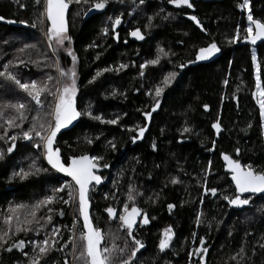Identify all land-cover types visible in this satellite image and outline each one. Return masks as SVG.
<instances>
[{
  "label": "trees",
  "instance_id": "obj_1",
  "mask_svg": "<svg viewBox=\"0 0 264 264\" xmlns=\"http://www.w3.org/2000/svg\"><path fill=\"white\" fill-rule=\"evenodd\" d=\"M71 1L66 33L70 42L57 46L43 33V0H0L4 21L28 26L15 28L0 21V72L13 74L21 83L36 81L38 88L47 86L56 95L57 66L75 71V103L81 115L75 127L59 136L55 149L65 164L72 157L88 155L102 157L96 162L99 169L109 167L102 172L103 186L90 194L93 225L103 236L101 247L113 250L110 256L115 264L123 260L129 264H201V257L203 264H264V195L254 197L257 201H252L250 209L238 212L230 210L224 199L234 198L236 191L224 171L222 154L264 172V118L258 103L264 100L260 95L264 91V44L240 46L248 36L247 14L238 6L244 0L194 2L191 9L155 0L144 7L140 19L138 15L131 19V7L124 8L129 0H107L111 4L104 15L90 12L84 17L97 0ZM249 8L254 20L264 22V0H249ZM111 14L120 18L119 24L129 21L125 32L120 30V41L114 37L113 24L110 34L104 35ZM148 16H154L155 22L148 23ZM193 16L196 21L190 19ZM45 26H49L47 18ZM128 30H139L146 41L125 45ZM211 43L222 51L216 62L179 70ZM67 49L75 55V63ZM153 60L157 63H149ZM170 73L175 76L165 85ZM157 87L163 89L158 97ZM40 101L37 104L12 80L0 76V264H31L35 257H39L38 264H72L74 219L79 234L84 232L78 208L76 214L72 211L74 201L76 206L78 202L77 190L74 193L70 180L50 169L35 148L41 144L35 132L48 134L55 108L47 92ZM20 103L25 105L22 113L11 107ZM153 109L150 132L132 148L135 132L146 126L145 113ZM110 120L116 123H107ZM24 132H29L30 143L23 138ZM173 179L177 182L172 183ZM130 187L134 201L127 199ZM212 188L217 190L215 195L206 191ZM48 196L54 199L46 207L41 202ZM125 204L129 208L134 204L150 221L139 235L133 231L135 238L147 243V249L131 259L135 245L119 220ZM169 204L174 207L169 209ZM109 207L117 216L109 218ZM169 227L176 241L173 250L162 256L160 235ZM55 229L59 232L53 237ZM43 236L49 237L52 247L41 256L34 241L41 242L36 237ZM18 241L24 242L22 248L13 247ZM197 248L207 251L196 252ZM82 251L81 239L73 264H85Z\"/></svg>",
  "mask_w": 264,
  "mask_h": 264
},
{
  "label": "snow or ice",
  "instance_id": "obj_2",
  "mask_svg": "<svg viewBox=\"0 0 264 264\" xmlns=\"http://www.w3.org/2000/svg\"><path fill=\"white\" fill-rule=\"evenodd\" d=\"M39 2V0H37ZM71 0H44V12L42 15H46L47 21L49 22V26L47 28V38L49 41H55L57 46L63 45L65 40H69L70 37L66 35V24H65V11L68 8V4ZM76 3H79L80 0H75ZM143 2V0H141ZM170 4H175L177 6L186 5L188 8L192 7V4L189 0H168ZM107 3V0H97V2L93 3V7L95 9H103ZM249 0H244L242 5H238L242 8H248ZM3 17H0V20H3ZM193 21H196V17H190ZM248 20L251 24L255 25V35L252 34V28L249 27L246 31L249 33L245 39L249 40L251 43H255L261 37H264V22L260 20H254L252 15H248ZM120 23V18L117 17L116 20L113 22V28ZM198 23V21H197ZM35 25H33L34 27ZM107 31L106 29L104 30ZM137 39H143V36L140 34L139 30H135L131 33ZM51 46V45H50ZM25 47H29L25 45ZM23 51V49H21ZM219 49L215 43L209 44L207 47L200 48L196 54V61L206 60L210 58L214 53L218 52ZM68 55L72 57L73 63L76 61L75 55L72 53L71 49H67ZM253 62L255 63L256 57L253 55L252 57ZM149 63L155 64L157 63L156 60L150 61ZM192 63V61H189ZM121 67H126V65H121ZM141 68L144 67L142 64ZM180 67H184V65H180ZM7 68V65H5ZM57 71H59L61 76H69L71 78L70 83L64 84L62 87L57 88V97L55 108L53 111V118L55 121L54 126H50L48 129V134L46 136H42L40 131H36L35 135L43 141V146L46 150L45 159L47 160L48 164L51 165L53 169H56L59 172L65 173L67 176L71 177L72 181L75 182V185L78 188V211L80 217L83 218V227L84 232L82 233L81 239L83 240V251L81 252V257L84 258L85 264H115V262L111 259L110 253L113 251L108 247L101 248V240L103 238L102 232L98 228H94L91 224L88 208H89V199H88V191H89V184L92 181H95L96 184L100 183L101 178L94 174V169L97 168V161L102 159V157L97 156H88V155H81L77 157H72L70 162L65 165L61 162L59 149H53L52 144L53 140L56 137L57 132L60 129L66 127L70 124L73 120H75L81 113L77 112L76 108L74 107V97L76 95V83H75V71L69 69L65 72L63 69L57 66ZM99 75V73H97ZM0 76H5L6 79L12 80L20 89H22L26 94L31 97L37 104H40V96L42 93L47 92L48 95H52L50 91H48L47 86L37 87L36 81L24 82L21 83L20 80L16 79V77L11 73L0 72ZM175 73H170L169 76H166L164 79V83L167 84L169 82V77H174ZM48 80H51L52 77H47ZM257 89H260L259 80L257 81ZM163 89L161 87H157L155 89V95L158 97L160 96ZM261 96H264V91L260 93ZM159 101H157V104ZM260 104V112L261 117L264 118V100L258 101ZM12 108L16 109L18 112L22 113V110L25 108V105L14 104L11 105ZM207 107V106H205ZM155 110V109H153ZM150 113H145V116H149ZM21 119H23V115L21 114ZM96 120H101V117L95 116L93 117ZM103 123L104 121L101 120ZM8 125L11 127L13 126V121L8 120ZM107 123L115 124L116 120L107 121ZM43 129V125L40 126ZM212 127L219 131V126L217 124H213ZM188 131V129H185ZM139 132L143 135L144 129L140 128ZM2 138V137H0ZM23 138L25 140L31 139L29 132L23 133ZM13 141H15V137H11ZM91 143V141H89ZM38 146V145H37ZM114 147V145H113ZM13 149L9 147L7 149L8 152H11ZM238 151V150H237ZM223 160L226 163V166L232 173L231 180L235 184V191L237 194L242 193H264V172H256L253 171L250 166H241L239 161L232 160L228 155L222 154ZM0 158H2V153H0ZM107 167V165H104ZM24 175H27L25 173ZM23 178V177H21ZM177 181L173 179L172 183H176ZM61 189H56L55 191H60ZM206 191H210L213 195L216 194V189H206ZM138 195V193H137ZM53 196H48L42 201V204H48L53 201ZM69 199H72V193H69ZM128 201H134L135 197L132 194L131 187L129 188V193L127 195ZM225 200L228 201L230 205L234 206H243L249 203L248 199H241L240 195H236L234 198H229L228 196L224 197ZM63 203L67 204L68 200H64ZM34 206V207H38ZM21 207V206H18ZM174 205L169 204L168 208L172 209ZM51 211V209H49ZM109 218H113L115 215V210L111 207L106 209ZM62 214V213H61ZM31 215H35V213H31ZM141 215V210L138 209L134 204L129 208L127 204H125L122 214L119 215V220L121 221V226L126 228L128 236L132 238L135 248L133 249L131 257H135L136 252L143 247V244L140 240L135 239L133 236V226L136 223V217ZM11 217L6 218V222L10 220ZM48 220L51 217H47ZM142 224L148 223L147 216L144 217L143 220L140 221ZM197 223H199V218L197 219ZM21 229H17L20 231ZM27 231V229H23ZM59 229H55L52 233L53 237L57 235ZM6 235V233H5ZM195 235V234H194ZM172 239V230L171 228L164 229L162 233V238L159 242V248L161 251L169 247V242ZM3 240V236H0V241ZM200 244H204V238H200ZM23 241H18L16 245L13 247H23ZM47 245V247H45ZM51 245L49 241L45 239L44 241L40 242L39 245V252L41 254H46L48 251L51 250ZM6 251H11V248L5 249ZM119 251H123L120 249ZM207 249L197 248L196 252H206ZM39 257L33 258L31 264H38ZM67 264V262H65ZM120 264H129L128 260H123ZM201 264H203V257H201Z\"/></svg>",
  "mask_w": 264,
  "mask_h": 264
},
{
  "label": "water",
  "instance_id": "obj_3",
  "mask_svg": "<svg viewBox=\"0 0 264 264\" xmlns=\"http://www.w3.org/2000/svg\"><path fill=\"white\" fill-rule=\"evenodd\" d=\"M202 1H204V2H214V1H216V0H202ZM218 1H223V0H218ZM70 9H71V5L68 4V8H67L66 11H65V24H66V29H67L66 33L68 32V15H69ZM0 21H1V22H4L6 25H10V26H13V27H15V28H24V29H27V28H28L27 25L18 24V23L15 22V21H4V20H0ZM48 23H49V22H48ZM252 25H253V29H254V33H253V35H255V25H254V24H252ZM140 34L143 36V39H140L139 42H140V43H143V42L146 41V37H145L142 33H140ZM263 44H264V37H261V38L258 39L255 43H251L249 40L246 39L245 41H243V42L240 43V46H249V47H254V48H256V47H259V46H261V45H263ZM218 49H219V47H218ZM221 54H222V51L219 49V51L216 52V53H214V54H213L208 60L205 61V63H211V62L217 60L218 58H220ZM200 63H202V62H201V61L192 62V63L187 64L186 67H182V68H180V69H181V70H184V69H186L187 67H195V66H198ZM74 107H75L76 110H77V104L75 103V100H74ZM77 112H78V110H77ZM155 112H156V111L154 110V111H152V112L150 113L149 116H147V117L145 116V118H146V126L143 128V129H144L143 135L140 134L139 130L136 132V135H135L136 138H134V140H133L132 148H134L136 145H140V144H142V143L145 141L146 136H147L148 133L150 132L151 125H152V118H153V115H154ZM78 120H79V116H78L75 120H73L70 124H68L66 127L60 129V131L57 132L56 137L54 138V140H53V144H52L53 149H55V145H56V142H57V139L59 138V136H60L61 134H63L64 132H67V131L71 130L73 127H75V125L78 123ZM30 141H31V139H29L27 142L30 143ZM59 155H60V154H59ZM229 157H230V156H229ZM230 158H231L232 160H234L232 157H230ZM60 159H61V162L64 163V161H63L61 155H60ZM45 161L47 162L46 159H45ZM222 162H223V164H224V171H225V173H226L227 175H229V179H230L231 183L233 184V186H234V188H235V184H234V182L231 180L232 173H231V171L229 170V168L226 166V163H225V161L223 160V157H222ZM239 163H240V162H239ZM47 164H48V162H47ZM64 164H65V163H64ZM65 165H67V164H65ZM240 165L243 166L241 163H240ZM48 166H49L50 169H52L54 172H56V173L59 174L60 176H63L64 178L70 180V181L73 183V185L75 186V188L77 189V192H78V188H77V186L75 185V182L72 181L71 177L67 176V175H66L65 173H63V172H59V171H57L56 169H53V168L51 167L50 164H48ZM106 170H109V167H105V168H103V169H99V168L97 167L96 169H94V174L97 175V176H99V177L101 178V180H100V183H99V184H96L95 181H92V182L89 184V191H88V193H87V195H88V199H89L88 213H89V218H90V221H91V224H92L93 227H94V225H93V220H92V204H91V202H90V194H91V191H92V189H93L94 187L100 188V187L103 186V184L105 183V181H104V178L102 177L101 174H102V172H104V171H106ZM253 171H254V170H253ZM236 195H240V198H241V199H244L245 197H261V196L264 195V193H242V194H237V193H236ZM227 204H229L228 201H227ZM250 205H251V201L249 200V203H248L247 205H243V206H234V205H230V204H229V207H230V209L235 210V211H242V210H245V209L250 208ZM81 220H82V223L84 224V222H83V218H82V217H81ZM83 228H84V227H83ZM101 246H102V240H101L100 247H101ZM101 248H102V247H101ZM143 249H144V248H143Z\"/></svg>",
  "mask_w": 264,
  "mask_h": 264
},
{
  "label": "rangeland",
  "instance_id": "obj_4",
  "mask_svg": "<svg viewBox=\"0 0 264 264\" xmlns=\"http://www.w3.org/2000/svg\"><path fill=\"white\" fill-rule=\"evenodd\" d=\"M155 0H143V2H141V0H129L128 1V6H126V7H124V8H130L131 7V10L129 11V16H130V18L132 19V18H134L136 15H138L139 16V19H140V16H141V14L143 15H145V13H144V11H143V9H144V7L148 4V3H152V2H154ZM43 2H44V0H43ZM119 2V0H116L115 1V3H118ZM69 3H71V4H73V2L71 1V2H69ZM110 1H107V3H106V5H105V7L103 8V9H95L94 7H93V5L87 10V12L83 15V17L84 16H86V15H88L90 12H93V13H95V14H99V15H104L105 14V10L107 11L109 8H110ZM172 6H174L175 8H177V9H179L180 7H181V5L180 6H177V5H175V4H171ZM44 6V5H43ZM119 6L121 7V5L119 4ZM109 7V8H108ZM115 9L116 8H118V7H114ZM114 8L112 9V10H114ZM245 11H246V14H247V21H248V28L249 27H253V25L251 24V22L248 20V15L249 14H251L250 13V8H249V4H248V8H245ZM122 12V11H121ZM112 15V14H111ZM118 16V15H117ZM45 18H46V15H44V17H43V33H44V36L46 37V39H48L47 38V28H46V26H45ZM115 19H116V17H113V15H112V17H109L108 19H106V27H105V29L107 30L106 32L104 31V35H107L108 36V34H110V32H111V30H112V24H113V22L115 21ZM152 22H155V17L154 16H148V23H152ZM110 28V30H109V28ZM247 28V29H248ZM104 29V30H105ZM252 34L254 33V29L252 28ZM248 33V32H247ZM249 34V33H248ZM48 41V40H47ZM49 47H50V50L51 51H53V49H52V47L50 46V44H49ZM157 55V57H158V53L156 54ZM253 55L256 57V51L255 50H253ZM257 76V75H256ZM174 79V78H173ZM71 82V78L70 77H66V76H61L60 75V73H58V83H59V87H62L64 84H66V83H70ZM75 83H76V80H75ZM165 84V83H164ZM168 84V83H167ZM167 84H165V85H167ZM58 87V88H59ZM77 92H78V90H77V84H76V95H77ZM76 95H75V97H74V99L76 98ZM56 97H57V93H56V95H50V98H52V99H54V102L56 103ZM54 124H55V121H54V118H52V120H51V126H54ZM40 146V147H39ZM39 146H36L35 148L38 150V151H40V154L44 157L45 155H46V150H45V148H44V146H43V141H41V144H39ZM45 160V159H44ZM37 161V160H36ZM36 161H34V162H36ZM71 182V181H70ZM72 183V182H71ZM72 185H73V183H72ZM75 188V186L73 185V189ZM99 189L100 188H97V187H94L93 189H92V192L91 193H97L98 191H99ZM75 190H77L76 188L74 189V193H75ZM61 191V190H60ZM90 197H92V196H90ZM255 201H257V200H255ZM255 201H253V202H255ZM262 202L264 201V200H261ZM260 203V202H259ZM264 203V202H263ZM51 204V203H50ZM46 207H47V204H46ZM252 207V206H251ZM77 208H78V202H77V206H76V203H75V201H74V204H73V213L74 214H76V212H77ZM230 208V207H229ZM248 209H250V208H248ZM230 210H232V209H230ZM235 211V210H234ZM243 211V210H242ZM47 213H48V211H46ZM236 212H238V211H236ZM253 213H254V211H253ZM115 216H117V213H115ZM73 217L75 218V216L73 215ZM143 218V213L141 212V215H138L135 219H136V223L134 224V226H133V228H135V225L138 223V222H140L141 221V219ZM73 224H74V226H73V248H72V256H71V263L73 264L74 263V259H75V251H76V249H77V247H78V245H79V243H80V240H81V235L82 234H79V230H77V226H78V222L74 219V222H73ZM124 228V227H123ZM1 235H2V232L0 233ZM43 235H46V234H43ZM36 238H38V239H41L42 241H44L45 239H47L48 241H49V237L48 236H43V237H41V238H39V237H36ZM51 238V237H50ZM36 244H38V246L40 245V242H38V240L36 239L35 241H34ZM45 247H47V245L45 246ZM40 253V252H39ZM41 254V253H40ZM42 255H44V254H41V256Z\"/></svg>",
  "mask_w": 264,
  "mask_h": 264
},
{
  "label": "flooded vegetation",
  "instance_id": "obj_5",
  "mask_svg": "<svg viewBox=\"0 0 264 264\" xmlns=\"http://www.w3.org/2000/svg\"><path fill=\"white\" fill-rule=\"evenodd\" d=\"M189 2L192 4V7H193L194 2H197V3H200V2H201V3H208V4H211V3H216V2L218 3V0H216V1H214V2H204V1H202V0H189ZM181 6H185L186 8H188L186 5H181ZM192 7H191V8H192ZM191 8H188V9H191ZM128 27H129V21H128V22H127V21H123L121 24L116 25V28L114 29V37H115L118 41H120V40H121V37H122V33L120 32V30H122L123 32H125L124 29H127ZM197 28L200 29V30H202V27L199 26V25H197ZM132 32H133V31H130V30L127 31V35H128V36L126 37L127 39L124 38V44H125V45H128L129 42H130V43H135V44H141V43L139 42L140 39H137L136 37H134L133 35H131ZM213 62H214V61H213ZM213 62H212V63H213ZM215 62H216V61H215ZM209 64H210V63H209ZM186 66H187V65H186ZM186 69H187V68H186ZM75 99H76V98H75ZM75 99H74V100H75ZM135 135H136V132H135ZM135 137H136V136H135ZM133 140H134V139H133ZM101 175H102V174H101ZM102 177H103V176H102ZM100 188H101V187H100ZM253 198H254V197H247V198H244V199H248V200H250V201H251V205H252ZM251 205H250V207H251ZM145 216H147V218H148V215H147V214H143V218H142L141 220H143ZM149 224H150L149 218H148V223H147V224H142V223L138 222V223L135 225V228H133V231H134L137 235H139V234H140V231L142 232L143 230H145V228L148 227ZM170 228H171V230H172V239H171V241L169 242V247L166 248V249H164L163 251H161L160 248H159V244H158V252H159V254L162 255V256H164V255L170 253V252L173 250V248H174V244H175V241H176V235H175V233H174L172 227H170ZM163 231H164V230H163ZM163 231L161 232L160 240H161V238H162V233H163ZM135 239H137V238H135ZM137 240H140L141 243L143 244V247L140 248V249L138 250V252H137V256H138V253H145V252H146V249H147V243H145L143 239H137ZM160 240H159V242H160ZM143 248H144V249H143Z\"/></svg>",
  "mask_w": 264,
  "mask_h": 264
},
{
  "label": "bare ground",
  "instance_id": "obj_6",
  "mask_svg": "<svg viewBox=\"0 0 264 264\" xmlns=\"http://www.w3.org/2000/svg\"><path fill=\"white\" fill-rule=\"evenodd\" d=\"M252 28H253V27H252ZM244 41H245V40H244ZM248 47H249V46H248ZM251 48H254V47H251ZM256 48H257V47H256ZM208 59H209V58H208ZM208 59H206V60H208ZM206 60H201L202 63H200V64H209V63H205ZM217 60H218V59H217ZM217 60H215V61H217ZM215 61H214V62H215ZM194 62H196V60H195ZM211 63H212V62H211ZM200 64H199V65H200ZM185 67H186V66H185ZM180 68H181V67H180ZM180 68H179V70H181ZM187 68H188V67H187ZM184 70H185V69H184ZM143 128H144V127H143ZM138 130H139V129H138ZM138 130H137V131H138ZM137 131H136V132H137ZM135 138H136V137H135ZM245 198H247V197H245ZM226 204H227V201H226ZM227 205L229 206V204H227Z\"/></svg>",
  "mask_w": 264,
  "mask_h": 264
}]
</instances>
